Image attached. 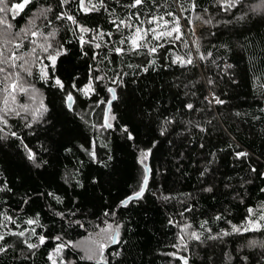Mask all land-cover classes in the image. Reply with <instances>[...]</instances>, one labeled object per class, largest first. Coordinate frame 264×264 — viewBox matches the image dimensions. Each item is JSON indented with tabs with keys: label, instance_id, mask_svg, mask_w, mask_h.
<instances>
[{
	"label": "trees",
	"instance_id": "trees-1",
	"mask_svg": "<svg viewBox=\"0 0 264 264\" xmlns=\"http://www.w3.org/2000/svg\"><path fill=\"white\" fill-rule=\"evenodd\" d=\"M259 1L31 0L9 14L21 32L41 13L57 52L31 76L40 116L0 127V264H169L181 225L199 234L183 264H264V221L249 227L264 207V25L239 52L192 29L197 15L250 27ZM107 221L118 240L101 263L76 243Z\"/></svg>",
	"mask_w": 264,
	"mask_h": 264
},
{
	"label": "rangeland",
	"instance_id": "rangeland-1",
	"mask_svg": "<svg viewBox=\"0 0 264 264\" xmlns=\"http://www.w3.org/2000/svg\"><path fill=\"white\" fill-rule=\"evenodd\" d=\"M95 1L85 0L88 4H94ZM7 3L8 0H5L4 4H0V7L6 9L4 12H0V18H2L0 20V60H9L8 64H0V67H4L7 72L13 73V76L7 80H5V73H0V88L2 90L0 127L6 134L9 133L6 122L10 116L21 114L29 120H35L43 112L45 107L43 93L31 82V76L36 70L40 69H42V74H44L45 60L49 59V57L55 58L54 56L57 52L54 31L46 32L44 30L45 28L40 20V17H42L41 13L35 14L34 18L21 32H15L11 21H9V14L15 16L16 14L14 13L18 10H15L10 3ZM253 8L257 18L254 25L250 27L214 24L203 15H197L192 20L195 39L198 43L203 44L216 41L227 35L232 40L235 50L237 52L241 51L242 35L259 25H264V0L255 3ZM8 9L12 10L8 11ZM174 23L164 24L165 27L167 26L166 30L171 32V35L179 34L180 25ZM8 25H11V27L9 28ZM33 33L36 34L33 35ZM141 37L144 38V34L139 33L138 39L140 40ZM26 47H28L27 52H25ZM50 60L54 61L53 59ZM13 62L14 66H12ZM13 83L16 85L15 88L10 87ZM6 88L7 91L5 90ZM92 91V85H89L87 92ZM262 210L263 212L259 211V209H252L249 219L250 228H254L250 221L255 220L259 221V223L264 221L259 219L264 216V207ZM118 231L119 228L114 222L107 221L100 226L96 233H92L82 239L76 243V246L83 251L86 257L102 263L106 260V249L113 243L115 234H117L116 241L118 240ZM196 236L199 237V234L189 225L180 226L176 247L171 252L169 264H183L184 260L187 263V251L190 250L195 242H199ZM63 249L64 246L55 248L51 254L53 262L58 260L66 261Z\"/></svg>",
	"mask_w": 264,
	"mask_h": 264
},
{
	"label": "snow or ice",
	"instance_id": "snow-or-ice-1",
	"mask_svg": "<svg viewBox=\"0 0 264 264\" xmlns=\"http://www.w3.org/2000/svg\"><path fill=\"white\" fill-rule=\"evenodd\" d=\"M142 2V0H135V3L136 4H140ZM225 2H226V4H227V8H231V7H233V6H235V4L236 3H239V0H225ZM5 3V0H0V4H4ZM31 3V0H21V2L20 3H16L15 5H13V8L15 9V10H18V11H22L28 4H30ZM227 8L225 9V10H227ZM6 9L4 8V7H0V12H4ZM12 9H8V11H11ZM18 11L17 12H15L14 14H18ZM68 19H72V17H68ZM0 20H2V18H0ZM121 23H123V22H121ZM8 27L10 28L11 27V25H8ZM117 27H119V25H117ZM141 31V29H136V32L137 33H139ZM176 31H178V29H176ZM36 33H33V35H35ZM169 35H171V33H168ZM179 37H177V39H178ZM141 39H142V37H141ZM134 44H136V40L134 39L133 41H132ZM137 46H139V45H137ZM46 50V49H45ZM119 51V50H118ZM153 51H154V49H153ZM49 59H53L54 60V58L53 57H49ZM188 63H191L192 61L191 60H188L187 61ZM9 63V60L8 59H4V60H0V64H8ZM12 66H14V62H13V64H12ZM26 71H27V69H26ZM0 73H5V80H7V79H9V78H11L12 76H13V73H11V72H7V70L4 68V67H0ZM18 75V74H17ZM56 83L58 84V85H60V81L59 80H57L56 81ZM62 86V85H61ZM10 87H12V88H15L16 87V85L13 83L12 85H10ZM6 91H7V88L5 89ZM68 99L69 100H71L72 99V97L71 96H69L68 97ZM217 103H223V101H219V100H217L216 101ZM70 106V105H69ZM187 107L188 108H191L192 107V105H187ZM110 126V125H109ZM14 135V134H13ZM238 156H246L247 155V153H238L237 154ZM29 159H33L34 160V156L32 155V154H30L29 155ZM144 183L146 184L147 183V180H146V178H145V181H144ZM210 190V189H209ZM142 192H143V189L141 190V192H138V193H136V196L137 197H139L140 195H142ZM251 211V210H250ZM260 220H264V216H261L260 218H259ZM29 223H32V221H29ZM250 224H252L253 226H254V228L255 229H259L260 227H261V224L259 223V221H250ZM233 230L234 231H240V229L239 228H236L235 226H234V228H233ZM249 230V228H245L244 229V231H248ZM23 233H21V235H22ZM193 235H195V234H193ZM3 237H0V239H2ZM196 239H199V237L198 236H196ZM41 242H43V237H41ZM253 244H255L256 242L255 241H253L252 242ZM34 247V246H33Z\"/></svg>",
	"mask_w": 264,
	"mask_h": 264
},
{
	"label": "water",
	"instance_id": "water-1",
	"mask_svg": "<svg viewBox=\"0 0 264 264\" xmlns=\"http://www.w3.org/2000/svg\"><path fill=\"white\" fill-rule=\"evenodd\" d=\"M112 93H113V100H114L116 98V94H115V91L113 89H112ZM109 108H110V104L107 107L106 116H105V122H106V124H108V126H109V121H108V118H109ZM147 178H148V176L146 177V180H147ZM144 188H145V184H144L143 190H144ZM130 198H132V197H129L128 199H126L125 201H123L122 204H124L125 202H127ZM116 237H117V234H115V236H114L113 244L116 242V239H117Z\"/></svg>",
	"mask_w": 264,
	"mask_h": 264
},
{
	"label": "built area",
	"instance_id": "built-area-1",
	"mask_svg": "<svg viewBox=\"0 0 264 264\" xmlns=\"http://www.w3.org/2000/svg\"><path fill=\"white\" fill-rule=\"evenodd\" d=\"M211 100L212 101H216V97H211Z\"/></svg>",
	"mask_w": 264,
	"mask_h": 264
}]
</instances>
